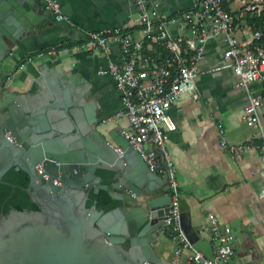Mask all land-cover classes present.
Returning <instances> with one entry per match:
<instances>
[{
    "label": "crops",
    "instance_id": "0c3cea01",
    "mask_svg": "<svg viewBox=\"0 0 264 264\" xmlns=\"http://www.w3.org/2000/svg\"><path fill=\"white\" fill-rule=\"evenodd\" d=\"M59 1L70 21H58L40 2L42 20L36 31L21 33L0 61V83L6 86L0 87V100L3 104L19 99L41 105L56 93L65 98L67 88H87L86 101L97 99L99 118L107 119L108 128L121 130L128 120L115 117L121 105L118 90L109 75L98 73L107 64L106 54L101 50L67 51L64 47L85 41L93 31L116 27L142 38L139 11L133 0ZM195 1L150 0L158 6L160 17L167 19L192 8ZM239 1L230 3L235 14ZM6 4L4 12L0 8V25L10 27L6 28L10 37L4 36L10 41L14 28L17 33V16L9 0H0V7ZM168 29L175 35L183 33L180 20L170 21ZM233 32L244 42L253 40L254 31L244 16L236 19ZM226 46L224 37L211 38L196 60L198 96L183 94L168 111L164 122L167 147L194 232L212 241L210 215L215 214L236 236L232 264H264V164L258 150L236 157L221 144L223 139L232 144L257 142L261 131L259 125L244 119L248 91L236 85L234 70L225 66ZM119 52V45L114 44L113 56ZM250 91L264 94V81L253 82ZM260 115L264 127V103ZM59 120L70 124L66 117ZM158 252L170 262L185 264L192 249L185 246L180 233L170 236L166 231L159 238Z\"/></svg>",
    "mask_w": 264,
    "mask_h": 264
},
{
    "label": "water",
    "instance_id": "95a60500",
    "mask_svg": "<svg viewBox=\"0 0 264 264\" xmlns=\"http://www.w3.org/2000/svg\"><path fill=\"white\" fill-rule=\"evenodd\" d=\"M9 1L17 33L14 28L8 41L10 27L0 25V61L21 33L35 32L42 20L39 0ZM64 92L65 98L56 93L41 105L0 100V182L13 168L27 172L26 189L38 205L0 214V264H174L158 252L173 207L168 175L152 171L118 128H108L97 99L86 101L89 89ZM101 190L121 204L111 210L88 206L91 192ZM181 201L182 231L214 259L212 241L194 232Z\"/></svg>",
    "mask_w": 264,
    "mask_h": 264
},
{
    "label": "built area",
    "instance_id": "2783aa9c",
    "mask_svg": "<svg viewBox=\"0 0 264 264\" xmlns=\"http://www.w3.org/2000/svg\"><path fill=\"white\" fill-rule=\"evenodd\" d=\"M39 1L55 14L58 21H70L59 0ZM133 1L140 14L142 38L116 27L93 31L85 41L64 49L101 50L106 54L107 64L98 73L109 75L120 95L121 105L115 117H126L128 120V125L121 128V134L141 153L152 171L168 175L173 207L166 224L178 229L185 246L192 249L185 264H232L236 255V236L232 227L222 224L218 216L210 215L214 259L195 249L181 229L180 184L167 147L168 135L164 122L170 108L183 94L198 96L196 60L203 55L209 39L224 37L227 42L225 66L234 70L236 85L248 91L244 119L250 125H259L261 131L257 142L232 144L223 139L221 144L236 157L252 149L258 150L264 164V127L260 115L264 94L250 91L253 82L264 81V44L257 42L263 30H256L251 42L238 39L233 32L235 21L245 14L227 10L224 0H196L192 8L171 19L160 17L158 6L150 0ZM263 6V0H255L248 9L260 11ZM176 20L181 21L183 30L179 35L172 34L168 29L169 22ZM114 44L120 47L117 56L112 53ZM191 53L193 55L190 57ZM118 151L122 152V149L118 148Z\"/></svg>",
    "mask_w": 264,
    "mask_h": 264
},
{
    "label": "trees",
    "instance_id": "16d2710c",
    "mask_svg": "<svg viewBox=\"0 0 264 264\" xmlns=\"http://www.w3.org/2000/svg\"><path fill=\"white\" fill-rule=\"evenodd\" d=\"M234 0H224L225 8L231 11L230 3ZM264 5V0H263ZM246 17L250 27L255 32L259 28L263 30L262 37L257 40L258 43L264 44V6L259 11L255 9L252 13H247ZM99 173H102L99 171ZM111 174H105V183L111 182L109 176ZM4 180L7 182H0V214L2 212L7 213L12 208L17 209H37L38 205L32 201L27 187L29 186V175L23 170H16L15 168L11 169L4 177ZM94 203H97L99 208L105 210H111L114 207L121 204V202L112 199L110 194L101 190L98 194H95L93 191L90 194L87 205L92 206ZM174 226H170L168 233L170 236L177 235L178 231L173 229Z\"/></svg>",
    "mask_w": 264,
    "mask_h": 264
},
{
    "label": "rangeland",
    "instance_id": "374dc122",
    "mask_svg": "<svg viewBox=\"0 0 264 264\" xmlns=\"http://www.w3.org/2000/svg\"><path fill=\"white\" fill-rule=\"evenodd\" d=\"M254 3H255V0H240L238 5H237V3L235 4L236 10H238V11H236L237 14L244 13L246 15L248 12L252 13L255 9L249 10L248 8L253 6ZM244 18L246 19V17H244ZM108 124H109V122H108Z\"/></svg>",
    "mask_w": 264,
    "mask_h": 264
}]
</instances>
